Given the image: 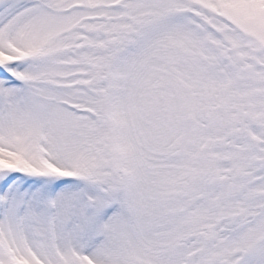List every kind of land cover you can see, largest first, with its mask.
Segmentation results:
<instances>
[{
	"label": "snow or ice",
	"instance_id": "1",
	"mask_svg": "<svg viewBox=\"0 0 264 264\" xmlns=\"http://www.w3.org/2000/svg\"><path fill=\"white\" fill-rule=\"evenodd\" d=\"M0 264H264V0H0Z\"/></svg>",
	"mask_w": 264,
	"mask_h": 264
}]
</instances>
